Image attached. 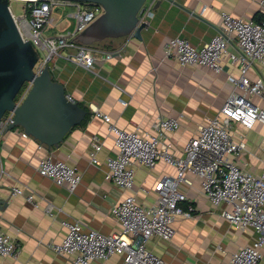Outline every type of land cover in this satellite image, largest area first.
<instances>
[{"label":"crops","instance_id":"0c3cea01","mask_svg":"<svg viewBox=\"0 0 264 264\" xmlns=\"http://www.w3.org/2000/svg\"><path fill=\"white\" fill-rule=\"evenodd\" d=\"M142 20L147 27L142 38L133 35L109 39L112 57L97 56L88 69L63 56L55 57L52 73L66 91L91 114L75 126L59 148L39 149L32 136L23 137L24 129L16 126L0 140V228L19 245L17 256H1L0 264H63L68 256L57 254L52 243L61 242L67 228L63 221H79L84 230L105 234L120 232L122 227L111 208L127 193H133L144 205L157 200V181L174 174L173 165L160 161L154 168L135 166V187L126 191L105 177L108 157L116 154L115 135L109 122L96 114H108L111 121L126 130L150 131L160 117H176L180 126L169 133L172 150L183 154L185 143L198 133L199 125L215 116L231 94L234 84L229 76H239L240 68L229 60L223 70L199 65H182L165 57L163 45L170 37L181 36L202 47L221 31V12L254 20L264 15V0H151ZM256 21V20H255ZM235 41L231 42L233 47ZM105 46V45H104ZM252 78H264V63L257 62L249 71ZM252 102L264 107L263 96ZM234 139L246 142L235 161L245 170L261 173L264 168V124L245 129L232 127ZM102 145L99 151L94 143ZM95 152L97 163L92 160ZM63 159L75 166L82 179L74 192L38 172L44 154ZM193 185H182L187 193L185 204L195 210L191 217H180L175 223L172 240L153 237L148 247L161 255L165 264H226L239 247L251 243L253 229L234 228L222 215L226 204L215 206L202 192L201 181L193 176ZM15 187L23 194H12ZM34 194L39 206L27 200ZM47 207H52L48 211ZM264 252V247H263ZM91 264H125L121 255L93 260ZM264 264V258L262 260Z\"/></svg>","mask_w":264,"mask_h":264},{"label":"built area","instance_id":"2783aa9c","mask_svg":"<svg viewBox=\"0 0 264 264\" xmlns=\"http://www.w3.org/2000/svg\"><path fill=\"white\" fill-rule=\"evenodd\" d=\"M25 3V12L17 15L11 2ZM66 6L67 15L74 18V26L66 24L61 30L46 34L49 25H55V9ZM153 2L147 0L140 17L151 8ZM9 7L18 30L24 40L31 41L39 52L34 66L37 75L43 73L55 57L63 56L88 69L94 67L98 55L111 58L93 44H85L77 39L91 23L100 17L105 9L102 4L79 0H9ZM221 31L202 47L189 39L175 36L163 45L165 57L177 59L182 65H199L216 72L223 70V62L229 60L240 68L239 76H229L234 84L220 111L199 125L198 133L184 145L183 154L172 150L169 133L176 131L180 121L176 117H160L150 131L126 130L111 121V117L96 110V114L109 122L115 135L116 154L108 157L105 177L118 187L132 191L135 187V166L154 168L160 161L173 165L174 174H165L156 185L157 200L154 204L140 203L133 193H127L111 208L122 230L105 234L98 230H84L79 221H63L67 228L64 239L52 243V249L59 255L68 256L63 264H91L93 260L121 255L125 264H165V260L148 247L153 237L172 240L176 233L175 223L180 217L192 216L195 207L185 204L187 193L182 185H193V176L201 181L203 194L215 205L226 204L221 215L236 229H253L255 237L251 243L236 249L226 264H262L264 258V168L254 173L242 168L234 157L245 149L246 142L234 139L232 127L238 123L245 129H252L257 123L264 124V107L254 104L253 96L264 97V78H252L250 69L257 63H264V20L255 21L236 17L226 11L221 12ZM235 41L234 46L231 42ZM63 50V51H61ZM32 83L27 82L18 94L20 103ZM14 123V112L7 111L0 120V140ZM23 137L29 135L23 131ZM264 149V138L262 141ZM46 146L39 142L38 148ZM99 141L94 143L96 151L101 149ZM92 160L97 163L95 152ZM38 172L51 178L59 185H67L74 192L82 175L67 161L46 153L40 159ZM23 189L15 187L12 194H23ZM27 200L39 206L34 194ZM48 211L52 207H47ZM18 243L0 228V255L17 256Z\"/></svg>","mask_w":264,"mask_h":264},{"label":"water","instance_id":"95a60500","mask_svg":"<svg viewBox=\"0 0 264 264\" xmlns=\"http://www.w3.org/2000/svg\"><path fill=\"white\" fill-rule=\"evenodd\" d=\"M97 2L105 11L77 39L95 44L109 38L133 35L142 38L147 23L140 13L147 0H79ZM39 52L31 41L24 40L9 7V0H0V120L7 111L14 112L13 129L24 131L49 150L59 148L66 135L87 119L88 110L75 100L65 85L54 79L49 66L37 75L34 66ZM31 88L18 103L23 86Z\"/></svg>","mask_w":264,"mask_h":264},{"label":"rangeland","instance_id":"374dc122","mask_svg":"<svg viewBox=\"0 0 264 264\" xmlns=\"http://www.w3.org/2000/svg\"><path fill=\"white\" fill-rule=\"evenodd\" d=\"M11 5H12V9L15 12V14L20 15V14L25 12V3L24 2L13 1V2H11ZM71 10H73V9L72 8L68 9L66 6L58 5L55 9V12H54L57 23L55 25L47 26V28L45 29L46 34L57 32V31L61 30V28L64 27L66 24H69V27L72 28L74 26V18L69 17L67 15L68 11H71ZM102 43L103 42H98V43H95L93 45H95V46L100 45V47H101V46H103ZM61 51H63V50H61ZM51 65H52V63H51Z\"/></svg>","mask_w":264,"mask_h":264},{"label":"trees","instance_id":"16d2710c","mask_svg":"<svg viewBox=\"0 0 264 264\" xmlns=\"http://www.w3.org/2000/svg\"><path fill=\"white\" fill-rule=\"evenodd\" d=\"M254 20H256V21H262V20H264V15H262V14H260V13H258V14H256L255 16H254ZM109 39H113V38H109ZM109 39H106V40H104V41H100V42H103L102 44H103V46H101V48H109V47H111V45H106V43H107V41L109 40ZM98 43V42H97ZM105 45V46H104ZM97 46H99L100 47V45H97ZM55 79V78H54ZM24 87V86H23ZM82 105V104H81ZM82 106H84V105H82ZM85 107V106H84ZM88 110V109H87ZM89 111V110H88ZM90 114H91V112L89 111L88 112V114H87V119H85L84 121H83V123L82 124H84L87 120H88V118H89V116H90ZM194 212V211H193Z\"/></svg>","mask_w":264,"mask_h":264}]
</instances>
